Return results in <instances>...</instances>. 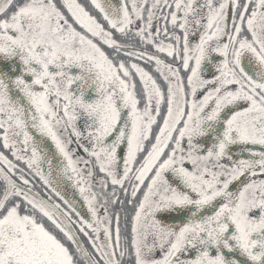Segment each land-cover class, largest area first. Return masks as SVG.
Segmentation results:
<instances>
[{"label":"snow or ice","instance_id":"6c2138e0","mask_svg":"<svg viewBox=\"0 0 264 264\" xmlns=\"http://www.w3.org/2000/svg\"><path fill=\"white\" fill-rule=\"evenodd\" d=\"M0 264H264V0H0Z\"/></svg>","mask_w":264,"mask_h":264},{"label":"water","instance_id":"95a60500","mask_svg":"<svg viewBox=\"0 0 264 264\" xmlns=\"http://www.w3.org/2000/svg\"><path fill=\"white\" fill-rule=\"evenodd\" d=\"M69 195H72V191L71 190H69Z\"/></svg>","mask_w":264,"mask_h":264},{"label":"flooded vegetation","instance_id":"af4514ba","mask_svg":"<svg viewBox=\"0 0 264 264\" xmlns=\"http://www.w3.org/2000/svg\"><path fill=\"white\" fill-rule=\"evenodd\" d=\"M69 190H71V189H69ZM72 191V190H71Z\"/></svg>","mask_w":264,"mask_h":264}]
</instances>
